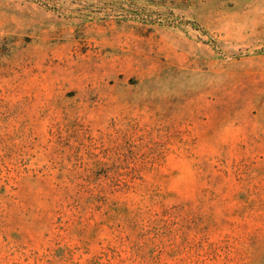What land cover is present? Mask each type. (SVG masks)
I'll list each match as a JSON object with an SVG mask.
<instances>
[{
    "label": "rangeland",
    "instance_id": "1",
    "mask_svg": "<svg viewBox=\"0 0 264 264\" xmlns=\"http://www.w3.org/2000/svg\"><path fill=\"white\" fill-rule=\"evenodd\" d=\"M0 264H264V0H0Z\"/></svg>",
    "mask_w": 264,
    "mask_h": 264
}]
</instances>
